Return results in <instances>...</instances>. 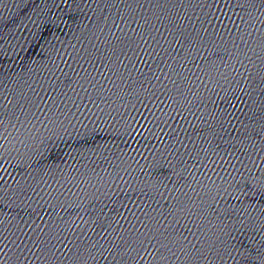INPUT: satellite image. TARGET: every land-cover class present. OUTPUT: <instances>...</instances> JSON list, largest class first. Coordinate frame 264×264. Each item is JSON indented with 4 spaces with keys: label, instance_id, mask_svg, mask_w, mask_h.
I'll use <instances>...</instances> for the list:
<instances>
[{
    "label": "water",
    "instance_id": "obj_1",
    "mask_svg": "<svg viewBox=\"0 0 264 264\" xmlns=\"http://www.w3.org/2000/svg\"><path fill=\"white\" fill-rule=\"evenodd\" d=\"M0 264H264V0H0Z\"/></svg>",
    "mask_w": 264,
    "mask_h": 264
}]
</instances>
